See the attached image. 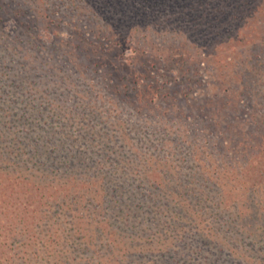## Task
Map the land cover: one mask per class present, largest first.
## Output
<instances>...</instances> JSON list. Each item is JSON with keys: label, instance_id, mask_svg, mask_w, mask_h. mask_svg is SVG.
Here are the masks:
<instances>
[{"label": "trees", "instance_id": "trees-1", "mask_svg": "<svg viewBox=\"0 0 264 264\" xmlns=\"http://www.w3.org/2000/svg\"><path fill=\"white\" fill-rule=\"evenodd\" d=\"M68 1L0 0V264H264V0H197L180 40L146 0ZM167 99L158 153L114 163L119 111Z\"/></svg>", "mask_w": 264, "mask_h": 264}, {"label": "rangeland", "instance_id": "rangeland-1", "mask_svg": "<svg viewBox=\"0 0 264 264\" xmlns=\"http://www.w3.org/2000/svg\"><path fill=\"white\" fill-rule=\"evenodd\" d=\"M69 2L68 0H62V2ZM72 1V0H70ZM143 1V0H140ZM217 0H211L212 3H214ZM221 1V0H220ZM231 1V0H230ZM77 4H81V5H87L88 9H93L94 11V18L92 16H89L90 20L95 21L97 20L98 22H101V18L104 14L102 13V9H99L96 7V4L93 2V0H76L74 1ZM144 2H148L149 5H154L155 8L158 9V12H154V13H147L148 17L146 18L147 20L153 21V23H157L163 30H172L175 28L177 23L181 24V34L179 33L178 28L175 31V36L178 40L183 39L182 36L184 37H190L192 38L193 36L196 37H200L201 35H203L202 33H200L196 28H193V24H192V13H194L193 11L190 12V7L193 6L194 4L196 5L197 0H146ZM202 3H205L201 0ZM70 3V2H69ZM75 5V4H73ZM182 9V10H181ZM187 14V15H186ZM81 15V14H80ZM86 16V15H85ZM264 18V17H263ZM239 18L234 19L232 22L238 20ZM251 21V19H249ZM188 21H190V23H188ZM109 22V21H108ZM241 24L236 26L234 24H232V26L230 27V30L227 32V34L231 35V36H238V37H247V38H251V37H259L258 35H260L262 32L256 30V29H252L250 28L248 25V23H245L242 25L243 19H240ZM110 23V22H109ZM83 25V23H81ZM166 38L170 39L167 34ZM207 35V33L205 34ZM177 40V42H178ZM148 41V40H146ZM176 42V43H177ZM29 47H33L32 43L28 44ZM150 46V44H149ZM24 52V51H23ZM264 53V52H262ZM22 54L21 53H17L15 54V57H20ZM148 60L150 58H147ZM152 60V59H150ZM153 61V60H152ZM41 62V61H40ZM156 70V69H153ZM175 73V72H172ZM56 74L59 76L61 83L64 81L63 77L66 75L63 72H56ZM72 77H76V82L75 87L76 89H89L90 86L82 80L80 75H74L72 73ZM158 79H162L165 80L166 78H168V73L166 70H160L158 73ZM93 84V83H92ZM68 88V87H67ZM201 89L198 87L193 88L192 90V94H196L198 92H200ZM83 95L82 92H79ZM180 99L185 97H181V95H177ZM57 96H55L54 94L50 93L49 96H47V98L49 99H55ZM105 99V98H104ZM183 103V101H182ZM169 104H170V100H166V103L164 102L163 105L164 107H166V110H163V108L161 107L158 112H154V111H150V110H143L144 114H147V116H143V114H137L136 110L134 109H121L119 111V118H121L124 121V126L121 128H116L113 124L111 125L110 130H112L111 132L113 133V135L118 136V137H114V141L111 142V145H114L115 148H113V151H115V149L117 148L116 145H119V143H117V140H120V144H126L124 146V148H128L127 152L124 153V155L122 156L123 158H116L114 159V163H116L119 159V166H123L125 165L127 162H130V157L131 155L134 154V152H136L137 154L139 153H146V154H156L158 153V148L161 145V141L163 139H165L164 136V132L165 131H170L168 126L166 127V129L163 128V124H167L168 122L165 120L163 121V115L166 114L168 108H169ZM55 109V107H54ZM169 117H170V125H171V135L172 137H174L177 132H179V130L181 129V126L184 125L183 122L181 120L178 119V113L176 111V108L173 107L171 108ZM47 113H49V111H47ZM148 114L152 115V122L154 126H150V125H145L144 122L146 120V117H148ZM77 117V116H76ZM75 117V119H76ZM60 117H58L57 119H59ZM67 118V117H66ZM78 125H81V120L80 119H76ZM91 122H93V120H91ZM40 123V122H39ZM82 129H86L88 127V124L86 123V121H82ZM30 123H25V126L30 127L32 126L29 125ZM98 126L102 127L103 124L98 122ZM190 132L189 134H192L194 132V130L192 128L187 127ZM126 131L128 132L127 137H125V135H122L120 133H125ZM181 153H175L174 155V161L176 163L177 166H180V173L181 175L188 174L190 168H188L187 165H191V161H189L190 158V148L188 147H182L180 148ZM136 154V155H137ZM128 158H126V156ZM135 156V155H134ZM132 156V157H134ZM184 157H187V161L184 159ZM185 160L183 163L182 161ZM141 165H147V162L145 160H134V162L131 164V167H137L139 169H141ZM145 167V166H143ZM129 177H138V176H129ZM196 177H198L196 175ZM192 179V178H191ZM197 260L194 261V263L196 264Z\"/></svg>", "mask_w": 264, "mask_h": 264}]
</instances>
